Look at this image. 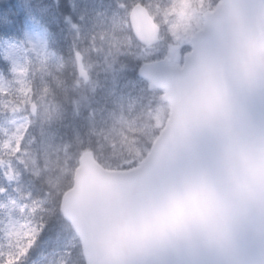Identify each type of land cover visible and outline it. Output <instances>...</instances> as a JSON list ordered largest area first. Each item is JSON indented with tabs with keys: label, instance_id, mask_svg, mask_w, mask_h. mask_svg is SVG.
I'll return each instance as SVG.
<instances>
[{
	"label": "snow or ice",
	"instance_id": "1",
	"mask_svg": "<svg viewBox=\"0 0 264 264\" xmlns=\"http://www.w3.org/2000/svg\"><path fill=\"white\" fill-rule=\"evenodd\" d=\"M71 8L72 31L107 28L114 62L132 61L116 87L149 119L127 149H100L79 185L14 166L19 149L0 159V264H264V0ZM52 10L38 0L26 14ZM133 13L156 27H134ZM37 28L5 55L46 48Z\"/></svg>",
	"mask_w": 264,
	"mask_h": 264
},
{
	"label": "rangeland",
	"instance_id": "2",
	"mask_svg": "<svg viewBox=\"0 0 264 264\" xmlns=\"http://www.w3.org/2000/svg\"><path fill=\"white\" fill-rule=\"evenodd\" d=\"M37 2L13 0V4L0 8V24L9 25V18L14 21L12 26L0 27L4 30V35L0 34V52L6 63L0 65V159L6 168L19 149L24 164H17L15 159L12 164L45 173L46 182L56 188L70 184L75 164L84 152L93 151L92 147L97 154L113 146L117 153L130 147L146 127L149 114L138 113V102L130 103L127 97L120 96L117 81L125 75L124 65L130 76L132 61L120 55L114 62L115 40H105L102 34L107 28L88 24L74 32L63 19L72 13L73 2L107 7L114 6L115 0H59V10L57 0H43L53 6L46 21L26 14L27 6ZM73 20L79 22L76 17ZM110 23L118 30L121 21L117 17ZM41 24L46 48L37 46L27 52L21 49L13 59L5 55L8 42L27 44ZM50 38L55 41L54 47H49ZM77 56L87 81L77 75ZM5 145H11V154Z\"/></svg>",
	"mask_w": 264,
	"mask_h": 264
},
{
	"label": "water",
	"instance_id": "3",
	"mask_svg": "<svg viewBox=\"0 0 264 264\" xmlns=\"http://www.w3.org/2000/svg\"><path fill=\"white\" fill-rule=\"evenodd\" d=\"M132 23L134 27H138L140 24L144 23L146 25H151L154 29L156 26L152 23L151 19H146L144 16H141L137 13L132 14ZM79 72L82 77H84V73L81 68V64L79 63ZM98 168V165L93 161L92 155L90 153L86 154L82 161L81 167L77 171L75 185H79L80 182L86 178L91 176Z\"/></svg>",
	"mask_w": 264,
	"mask_h": 264
},
{
	"label": "trees",
	"instance_id": "4",
	"mask_svg": "<svg viewBox=\"0 0 264 264\" xmlns=\"http://www.w3.org/2000/svg\"><path fill=\"white\" fill-rule=\"evenodd\" d=\"M0 64H2V58H1V54H0Z\"/></svg>",
	"mask_w": 264,
	"mask_h": 264
}]
</instances>
